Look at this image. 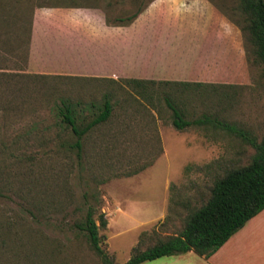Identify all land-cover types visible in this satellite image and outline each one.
I'll list each match as a JSON object with an SVG mask.
<instances>
[{"label": "rangeland", "instance_id": "1", "mask_svg": "<svg viewBox=\"0 0 264 264\" xmlns=\"http://www.w3.org/2000/svg\"><path fill=\"white\" fill-rule=\"evenodd\" d=\"M149 1L0 0V264H102L76 228L88 209L97 225L98 215H104L108 224L99 228L102 248L113 263L124 264L134 247L144 250L182 229L189 211L176 201L200 192L207 197L217 174L250 160L254 150L223 132L211 138L198 128L175 129L165 102L170 92L179 96L174 103L189 120L205 114L235 124L258 141L264 136V72L235 25L236 0H207L226 15L246 48L247 78L233 89L154 86L143 98L121 82L28 72L35 8L95 6L114 22L138 14ZM211 25L203 26L205 32H212ZM188 29L191 38L199 35ZM106 99L111 116L84 136L78 161L69 148L72 131L58 117L61 103L74 107L83 126L103 110ZM187 166L191 170L185 173ZM194 205L200 206L199 201H191ZM254 223L264 227V217Z\"/></svg>", "mask_w": 264, "mask_h": 264}, {"label": "crops", "instance_id": "2", "mask_svg": "<svg viewBox=\"0 0 264 264\" xmlns=\"http://www.w3.org/2000/svg\"><path fill=\"white\" fill-rule=\"evenodd\" d=\"M106 19L95 6L35 8L28 72L109 83L242 85L246 81L240 35L207 0H151L127 26L109 25ZM207 24H212L211 33L205 32ZM186 26L199 35L188 36ZM154 117L163 155L160 119ZM261 217L264 211L208 259L188 252L142 264H264V227L254 223Z\"/></svg>", "mask_w": 264, "mask_h": 264}, {"label": "trees", "instance_id": "3", "mask_svg": "<svg viewBox=\"0 0 264 264\" xmlns=\"http://www.w3.org/2000/svg\"><path fill=\"white\" fill-rule=\"evenodd\" d=\"M236 1V6L232 8V11L236 14L238 13L236 16L239 17V20L235 22V25L239 27L243 35H246L251 47L253 62L260 64L264 72V0ZM222 14L226 16L223 12ZM136 17L137 14L126 21L116 20L113 22L108 19L106 21L109 25L127 26ZM245 53L247 57L246 48ZM119 82L133 89L138 96L143 98H145L143 96L145 92L154 86L182 87L183 89H197L201 87L233 89L236 87L234 85L155 82L146 80H121ZM119 82H112L111 84ZM178 98L179 96L174 92H170L165 98L166 105L173 115L172 125L175 129L183 131L194 127L202 130L206 137L211 138H215L218 133L223 132L228 137H234L242 143L249 145L254 150V153L246 164L231 165L222 170L220 174H217L208 189L207 197L200 192L194 198L185 200L184 202L176 201V206L186 208L189 211L183 220L182 229L165 240H158L155 244L144 250L138 249L137 246L134 247L131 250V257L124 264H142L159 258L182 255L188 252H193L200 257L208 259L251 219L264 211V136L258 141L250 133L241 130L235 124L205 114L200 118L189 120L187 111L174 103ZM61 104L62 107L58 110V117L60 122L64 123L72 131L74 142L69 148L75 151L77 159L80 161L82 159V140L84 136L89 132L96 131L98 127L108 121L112 113V105L106 99L103 110L91 121L80 126L77 123L74 107L66 103ZM190 170L191 167L187 166L184 171L187 173ZM170 189L175 191L176 187L171 185ZM191 201H199L200 206H191ZM97 219L99 225L96 224L94 212L88 209L84 219L76 224V228L102 264H115L102 248L105 240L99 235V228L107 227L108 223L103 214L98 215ZM165 222L166 220L163 223ZM144 235H146L145 232L141 233L140 237Z\"/></svg>", "mask_w": 264, "mask_h": 264}]
</instances>
